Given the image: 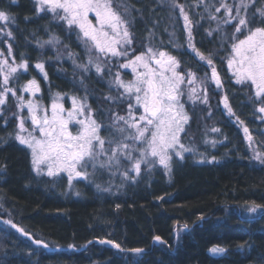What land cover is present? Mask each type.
Returning a JSON list of instances; mask_svg holds the SVG:
<instances>
[{
	"label": "trees",
	"instance_id": "1",
	"mask_svg": "<svg viewBox=\"0 0 264 264\" xmlns=\"http://www.w3.org/2000/svg\"><path fill=\"white\" fill-rule=\"evenodd\" d=\"M177 2L185 6L193 23L196 48L210 56L221 76V88L206 82L208 104L183 96L190 119L182 136L205 152L207 160L175 161L171 179L156 171L148 181L142 176L139 184L132 181L123 191L120 187L111 193L112 182L101 190L92 184L78 185L74 196L56 176L37 175L29 151L10 138L18 117L17 100L9 95L0 114V165L7 166L0 167V264H264V164L253 158L236 117L250 129L260 152H264V130L257 109L248 101L250 88L237 84L227 66L232 28L223 23L224 8L205 9V3L219 7L220 0ZM238 2L227 0L229 5ZM114 6L121 12L127 9L135 54L148 46L167 51L180 61L178 71L190 69L198 81L205 79L210 69L188 48L183 16L172 8V0H114ZM256 7H264V0H257ZM0 10L15 17V23L7 24L13 37L0 36V50L6 54L8 42L15 61L28 62L11 88L35 79L48 102L57 93L86 98L105 126L116 114L126 115L127 103L118 99L114 84L111 88L119 71L115 61L110 71L85 72L80 65L86 64L89 52L77 31L51 13L37 15L34 0H0ZM53 36L58 43H45ZM37 63L44 64L47 79ZM2 80L0 74V84ZM225 95L235 116L224 108ZM214 127L220 130L218 140L214 147L205 145L203 132ZM254 205L262 207L250 212ZM4 219L49 248L34 245ZM155 236L166 243H156ZM102 240L114 241L121 249ZM213 246L227 251L214 254ZM136 248L144 252L128 251Z\"/></svg>",
	"mask_w": 264,
	"mask_h": 264
},
{
	"label": "snow or ice",
	"instance_id": "2",
	"mask_svg": "<svg viewBox=\"0 0 264 264\" xmlns=\"http://www.w3.org/2000/svg\"><path fill=\"white\" fill-rule=\"evenodd\" d=\"M11 2L16 3L17 0ZM34 2L37 15L51 13L55 19L64 21L69 29H73L74 26L78 29L77 36L89 52L88 64L80 65L85 72L89 71V65L95 67L97 74L104 71V66L93 61L91 53L95 50L105 57L126 58V62L119 67L131 69L133 79L126 81L121 78L119 72L114 74L111 83L119 92L118 99L127 103V111L124 116L116 114L109 125V128L118 134L119 139L115 137L105 139L100 135L101 124L95 119L86 98L78 99L72 96L71 107L65 108L59 102L63 99L60 93L53 97L50 106H44L35 99L26 101L23 96H17L16 90L8 86L9 81L20 69L27 70L28 62L25 60L16 64L15 57H12L13 63H9V59L0 51V74H3L0 84V114L4 111L9 94L15 96L19 109L14 113L18 117L17 130L9 136L29 151L32 170L37 175L46 174L50 177L67 173L71 184L74 177L87 178L88 167L94 170L97 166L119 170L122 161H127L130 168L122 173L125 178L135 180L141 173L142 165H146L149 170L160 165L171 179L173 157L183 160L186 152L193 151L180 141V134L184 132V126L190 119L181 101L185 94L182 86L196 85L188 89V99L193 103L199 100L203 104H208L206 82L213 83L217 88L222 87L213 60L195 46L193 23L185 11V6L179 4L177 0H172V8L179 9L183 16L188 48L210 69V72L205 73L203 81H198L196 73L190 69L185 72L178 71L180 61L167 51L147 47L145 51L135 54V49L131 47L133 34L129 29L130 21L125 18L127 9L125 8L124 12L117 10L114 0H34ZM256 2L257 0H239L237 4L229 5L227 0H220L219 7L208 3L204 6L206 10L215 8L216 12H219L220 8L225 9L223 23L232 28L230 55L227 57L228 69L231 70L236 83L251 89L249 100L258 103L260 105L258 111L264 113V7L257 8ZM90 14L94 16L90 18ZM209 18L216 19L215 16ZM0 21L4 22V26L0 27V33L13 37L7 24L15 23V17L0 10ZM233 21L235 23H232ZM45 43L55 44L58 43V39L53 36ZM11 51L12 45L9 43L8 52ZM36 68L40 69L47 79L44 64L37 63ZM21 87L24 91L31 92L33 97L41 91L35 79L29 80ZM106 99L112 100L113 97L108 96ZM223 104L228 114L235 116L226 95ZM25 108L28 110L27 117L20 115ZM236 120L243 127L253 158L264 164V152L257 150L252 133L239 117H236ZM29 121L31 127L26 126ZM73 126L76 127L75 134L71 130ZM212 131L220 130L213 128ZM212 143L214 146L215 141ZM129 171L134 172L135 176L129 177ZM258 207L262 206L254 205L249 211L255 212ZM183 227L187 228L188 225L185 224ZM19 231L25 236L29 235L22 228ZM153 239L166 243L160 236ZM100 242L121 249V245L114 241ZM35 243L47 247L43 241L36 240ZM128 251L140 254L144 249ZM210 251L222 254L227 250L213 246Z\"/></svg>",
	"mask_w": 264,
	"mask_h": 264
},
{
	"label": "rangeland",
	"instance_id": "3",
	"mask_svg": "<svg viewBox=\"0 0 264 264\" xmlns=\"http://www.w3.org/2000/svg\"><path fill=\"white\" fill-rule=\"evenodd\" d=\"M94 16V14H90V18H92ZM96 21L93 19V23H95ZM4 26V22L0 21V27H3ZM73 32L76 33V31L78 32V29L75 28V26L73 27ZM5 34L3 33H0V36H3ZM7 40V39H6ZM6 47H8V42H6ZM149 47V46H148ZM1 51V50H0ZM93 52V61L95 62H98L100 63L102 66H104V69L105 68H108L107 70H112V66L114 64V61L117 63V65L119 66L120 64H123L126 62V58L124 57H119V58H114V57H111V56H103L99 53H97L95 50L92 51ZM139 54V53H138ZM8 59H9V63H13V60H12V53H9L8 52V48H7V51H6V54H4ZM14 63L16 64H19L21 62H16L14 61ZM86 64H88V59H87V62ZM84 64V65H86ZM89 68L90 69H95L94 66L92 65H89ZM119 69V73L121 75V78L124 79V80H131L133 79V74L131 72V69H122L120 67H118ZM23 71H26L24 69H20L18 73L14 74L13 77L10 78V81H9V87L11 85H13L14 87H16L14 85V81H15V84L17 83L16 82V77L18 76V74L22 73ZM230 72V75H232V72L231 70H229ZM104 73V71L102 72ZM3 75V74H2ZM15 77V78H14ZM221 78V76H220ZM12 80H13V83H12ZM32 80V79H30ZM235 80V78H234ZM112 81V79H111ZM27 83L23 84V85H26ZM238 84V83H237ZM40 85V84H39ZM239 85H243V84H239ZM196 85H188V84H185L183 85L182 87L185 89V94L183 96H187V99H188V89L190 87H194ZM244 86V85H243ZM11 88V87H10ZM111 88H113V84L111 83ZM41 89V87H40ZM16 90V94L17 96H23L24 99L27 101L29 99H35L37 100L39 103H41L42 105L44 106H50L51 102H52V99L53 97L56 95V94H53L52 97H51V101L48 102V99L46 101L44 95L42 94V91L38 92L36 94L35 97L32 96L31 92H26L23 90L22 87H20L19 89H15ZM250 93H251V89H250ZM252 94V93H251ZM12 98H15V96H12L11 94H9ZM63 96V99H61L59 102L62 103L64 105L65 108H70L71 107V97H69V95H64L62 94ZM183 96L181 97V101L183 102ZM9 98V97H8ZM78 98V97H77ZM80 99V98H78ZM85 99V98H84ZM189 100V99H188ZM248 101L257 109L258 111V108H259V104L258 103H254L253 101L249 100L248 98ZM86 102L88 103V100L86 99ZM18 103V102H17ZM184 103V102H183ZM89 104V103H88ZM16 106V109H17V112L19 111L17 105ZM142 111V109H141ZM186 111V110H185ZM187 113V111H186ZM20 115H23L25 117L28 116V110L27 108H25L23 110L22 113H20ZM95 115V114H94ZM137 115H139V113H137ZM187 115L189 116V114L187 113ZM258 117H260V121H261V128L264 130V119H262V117H264V113H260L258 111ZM95 119L98 121L97 117H95ZM17 122H18V118H17ZM100 124H101V129H100V135L101 137L105 138V139H109V138H112V137H115L117 139H119V136L118 134L114 131V129H110L109 128V125H103L100 121H98ZM189 123V122H188ZM187 125V124H186ZM185 125V126H186ZM27 127H31V124H30V121L26 124ZM185 126H184V129H185ZM241 127V131L243 133V136H244V139H246L245 137V134H244V131H243V127L241 125H239ZM215 128V127H214ZM213 129V128H212ZM212 129H206L204 130L203 132V141H204V144L207 145V144H212L213 145V141H216V138H217V132L215 131H212ZM249 129V128H248ZM71 130L73 131V133L75 134L76 132V127L73 126L71 128ZM250 131V129H249ZM183 138L185 140H183ZM218 140V138H217ZM180 141L182 144L185 145V147L187 148H192L193 151L192 152H186L184 154V159L185 158H191V160H195L196 162H199V163H204L205 160H207V154L205 152H203L202 150L199 149V147L192 143V142H189V139L187 138V136H182V133L180 134ZM248 142V140H247ZM256 139H254V143L257 147V150L259 151L258 149V146L256 144ZM215 146V145H214ZM213 146V147H214ZM253 153V152H252ZM101 159H104L103 157H101ZM180 162L182 160H180L178 157H173V162ZM130 168V165L128 164L127 161H122V166L119 168V170H117L116 168H100L99 166H97V168L94 170L92 167H88L86 169L88 175H87V178H83V177H74L71 181V184H69V179H68V175L67 173H60L58 176H56L58 179L64 181L65 183V187H66V192L67 193H71L72 195L74 196H77V193H79V190L76 189V187L78 185H82V186H86L87 184H92L95 186V188L97 189H100L101 190V186H105L107 185L109 182H112L110 185H114L115 186V189L111 190V193L114 192L115 190L119 189L121 187V191H123V189L125 188V186L127 184H129L130 182L132 183H136V184H139V182L141 181V177L142 176H146L147 178L144 180V181H148V177L149 179L153 176V173H155L156 171H163V173H167L162 166L160 165H156L154 168H152L151 170H149L147 168L146 165H142V170H141V173L139 176H137L135 178V180L133 179H130V178H125L122 173L126 170H128ZM132 176H135V173L134 172H131L129 171V177H132ZM136 181V182H135ZM109 185V187H110ZM99 186V187H97ZM107 187L106 191L109 192L110 188Z\"/></svg>",
	"mask_w": 264,
	"mask_h": 264
},
{
	"label": "water",
	"instance_id": "4",
	"mask_svg": "<svg viewBox=\"0 0 264 264\" xmlns=\"http://www.w3.org/2000/svg\"><path fill=\"white\" fill-rule=\"evenodd\" d=\"M4 222H5L6 225L11 226L13 229L18 230V232H19L20 235H22L23 237L28 238L30 241L33 242L34 245H40V246H43V245H41V244H37V243H35V241L38 240V239L35 240L31 234L28 233L29 235L25 236L22 232H20V231H19L20 228L18 227L17 224H15V223L12 224L11 221H10L11 223H9V220H7V219H4ZM13 225H15V227H13ZM25 232H26V231H25ZM40 241H41V240H40ZM154 241H155V240H154ZM155 242H156V243H159V242H157V241H155ZM43 247H44V246H43ZM45 248H49V246L47 245V247H45Z\"/></svg>",
	"mask_w": 264,
	"mask_h": 264
}]
</instances>
